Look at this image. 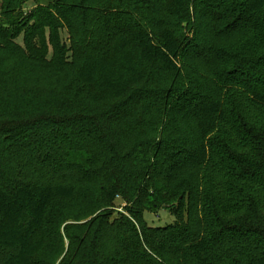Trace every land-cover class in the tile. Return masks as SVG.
I'll return each mask as SVG.
<instances>
[{
    "label": "trees",
    "instance_id": "trees-1",
    "mask_svg": "<svg viewBox=\"0 0 264 264\" xmlns=\"http://www.w3.org/2000/svg\"><path fill=\"white\" fill-rule=\"evenodd\" d=\"M0 1V105L23 96L36 107L0 116V264H264V0H194L202 33L191 38L171 21L189 0L147 14V0H55L26 14L29 0ZM64 27L79 62L59 84L73 63ZM140 65L168 77L145 84ZM67 89L118 101L19 133ZM134 118L141 135L120 128ZM36 162L40 176L23 178ZM78 195L91 200L85 217L109 209L66 226L65 248L47 213ZM118 197L124 212L110 209ZM160 209L173 223L148 225L144 213Z\"/></svg>",
    "mask_w": 264,
    "mask_h": 264
},
{
    "label": "rangeland",
    "instance_id": "rangeland-1",
    "mask_svg": "<svg viewBox=\"0 0 264 264\" xmlns=\"http://www.w3.org/2000/svg\"><path fill=\"white\" fill-rule=\"evenodd\" d=\"M53 1L55 0H38V1L29 0L24 4L22 9L24 11V14H26L38 4L47 5ZM0 4H1V1H0ZM159 5H161L159 0H147L145 6L143 7V10L147 14V12H152L156 8V6H159ZM199 13L200 12L198 8H196V6L194 5V0H189V7H188L186 14H184L183 16H176L171 19V21L177 26L179 30L178 32L179 35L183 34L186 37L191 38L196 34L199 35V33H202L200 26L197 25L198 24L197 18H198ZM157 14L160 15L159 12ZM21 39H22V36H20L17 39V42L20 44H21ZM47 46H48L47 59L51 60L54 56L53 47L48 42H47ZM59 46L62 47L64 51H66L64 52V55H65V58L67 59V62L73 61V63L68 65L67 67L68 70L66 67H65V70L63 69L65 72L63 75L52 78L54 82L60 84L62 83V81L70 80L71 76L73 75L72 72L76 69L78 62H79V58L77 56L72 58L71 53L67 52V49H69L70 43H69L68 30L65 27L61 28L59 32ZM131 53L136 58L137 48L133 46ZM139 69L142 70L146 78L149 77L151 79L149 82H146L145 84L151 85L152 84L151 82H154L155 79L156 80L158 79V83H162L168 77L164 75L162 76L160 72L158 71V68L156 65H140ZM68 75L70 77L69 79H68ZM45 78L46 77L39 75L37 77H34L31 80L34 82L40 80V83L46 82L47 84H50L51 82H49ZM142 82H145V80ZM66 91L67 92H64L63 95L56 96V98L54 99L50 107L51 110L49 112V114L51 115L49 116L46 122L36 121V122H30V123L24 124V127H22V130L19 133L23 134L24 133L23 131L25 130L27 134L29 135V137L45 135L43 130L47 131V133L49 131L51 132L52 131L51 127L53 126L54 122L56 123L63 122V124L64 123L66 124L67 121L71 122L73 118H76L77 112L81 113L82 115H88L96 111L107 110L110 108L111 104L118 101V100L116 101L106 100V101L101 102V101L95 100L89 93L75 92L74 89H67ZM31 99L32 97L29 98V97H23V96L18 97L17 96L11 99L12 102L8 105V107L2 102V105H0V114H1L0 116L9 115L8 111L12 115L15 112V110L21 109L20 112L17 114V116H21V117H16V118L17 119L18 118L30 119L32 116L36 115L34 112L36 107L34 106V103ZM36 100L39 102V98H37ZM26 115H28V117ZM4 118L6 117L3 116L0 118V120ZM140 121L142 120H139V123H138V118H137V122L135 118L131 119L130 121H126L125 124H122L120 128L121 129L125 128L127 131L133 130L132 132L134 134L141 135L142 134L141 128L143 130H145V128L139 125L141 123ZM41 127L43 128L46 127V129H41ZM49 127L50 129H48ZM3 130H7V125H5L4 127L3 126L0 127V134L4 135ZM30 130L33 133H29ZM129 134L126 137H130L131 135ZM0 137H2V135H0ZM133 137H135V135L132 134L130 138H133ZM8 142L12 143V145L9 146V150L6 151V156H5L6 163L9 166V156H10L11 150L14 147L13 146L14 143H13L12 138L9 139ZM1 143H2V139L0 138V145H2ZM40 170L41 168L38 167L37 162L36 164H33L31 166L25 165L24 167L21 168L23 178L31 177L33 174L40 176L39 174ZM98 193H99L98 191L93 192V195H95L97 198ZM88 201H91V200L87 199L86 197L84 198L82 196H79V195L70 201H56L51 205L47 213V221L49 223V226L52 229H53V226H52L53 223L54 224L59 223L58 225H59L60 235L62 237L60 239H62L65 248L68 245V241L64 234V230L66 226H76L78 228V226L89 222L92 218H94L101 211L109 209V208L99 209L94 213H88V215L85 217L81 213H83L82 211L83 209L87 208ZM124 205H125L124 201L120 197H118L113 207H111L110 209L124 212L123 210ZM144 218L148 225L154 226V227H162V226L171 224L174 221V217L170 215L164 209H160L156 213L155 212L154 213L145 212ZM51 240L56 242L57 239H55V237L52 235ZM44 251L47 252L46 249Z\"/></svg>",
    "mask_w": 264,
    "mask_h": 264
}]
</instances>
